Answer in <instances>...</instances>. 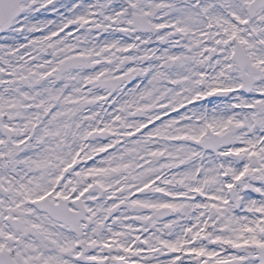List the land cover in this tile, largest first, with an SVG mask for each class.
Returning <instances> with one entry per match:
<instances>
[{
	"label": "snow or ice",
	"instance_id": "6c2138e0",
	"mask_svg": "<svg viewBox=\"0 0 264 264\" xmlns=\"http://www.w3.org/2000/svg\"><path fill=\"white\" fill-rule=\"evenodd\" d=\"M0 264H264V0H0Z\"/></svg>",
	"mask_w": 264,
	"mask_h": 264
}]
</instances>
